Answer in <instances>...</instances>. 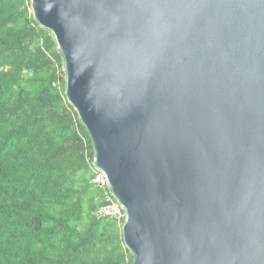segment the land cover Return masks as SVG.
<instances>
[{
    "label": "water",
    "instance_id": "1",
    "mask_svg": "<svg viewBox=\"0 0 264 264\" xmlns=\"http://www.w3.org/2000/svg\"><path fill=\"white\" fill-rule=\"evenodd\" d=\"M29 3L132 264H264V0Z\"/></svg>",
    "mask_w": 264,
    "mask_h": 264
},
{
    "label": "trees",
    "instance_id": "2",
    "mask_svg": "<svg viewBox=\"0 0 264 264\" xmlns=\"http://www.w3.org/2000/svg\"><path fill=\"white\" fill-rule=\"evenodd\" d=\"M91 141L64 95L62 59L29 0H0V264H132L95 212Z\"/></svg>",
    "mask_w": 264,
    "mask_h": 264
},
{
    "label": "built area",
    "instance_id": "3",
    "mask_svg": "<svg viewBox=\"0 0 264 264\" xmlns=\"http://www.w3.org/2000/svg\"><path fill=\"white\" fill-rule=\"evenodd\" d=\"M90 167L92 170L90 184L97 190L101 191L103 200L105 202L102 206L97 209L95 215L97 217L111 218L116 221L117 224L121 227L125 222L126 218V214L123 207L113 195L104 172L95 166L94 157L90 162Z\"/></svg>",
    "mask_w": 264,
    "mask_h": 264
},
{
    "label": "rangeland",
    "instance_id": "4",
    "mask_svg": "<svg viewBox=\"0 0 264 264\" xmlns=\"http://www.w3.org/2000/svg\"><path fill=\"white\" fill-rule=\"evenodd\" d=\"M63 70V69H62Z\"/></svg>",
    "mask_w": 264,
    "mask_h": 264
}]
</instances>
